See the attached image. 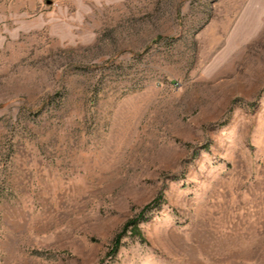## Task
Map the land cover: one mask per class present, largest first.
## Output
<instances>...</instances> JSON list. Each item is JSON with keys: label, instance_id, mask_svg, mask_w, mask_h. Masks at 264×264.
Listing matches in <instances>:
<instances>
[{"label": "rangeland", "instance_id": "374dc122", "mask_svg": "<svg viewBox=\"0 0 264 264\" xmlns=\"http://www.w3.org/2000/svg\"><path fill=\"white\" fill-rule=\"evenodd\" d=\"M0 264H264V0H0Z\"/></svg>", "mask_w": 264, "mask_h": 264}, {"label": "trees", "instance_id": "16d2710c", "mask_svg": "<svg viewBox=\"0 0 264 264\" xmlns=\"http://www.w3.org/2000/svg\"><path fill=\"white\" fill-rule=\"evenodd\" d=\"M162 199V196H159L155 201H153L152 203L148 204L142 211L141 213L133 218L132 220H130L129 222H127V224L124 226L123 230L121 231V233H119L116 237V240L114 242V245L111 249V254H114L116 253L120 246L122 245V239H123V236L126 234V232L131 228L132 230L133 229H136L139 222L145 218L146 216V213L151 211L153 208H155L157 205H159L160 201Z\"/></svg>", "mask_w": 264, "mask_h": 264}]
</instances>
